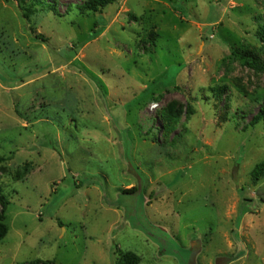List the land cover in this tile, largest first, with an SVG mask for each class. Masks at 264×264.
<instances>
[{"label": "rangeland", "instance_id": "374dc122", "mask_svg": "<svg viewBox=\"0 0 264 264\" xmlns=\"http://www.w3.org/2000/svg\"><path fill=\"white\" fill-rule=\"evenodd\" d=\"M44 1L0 0V264H264V0Z\"/></svg>", "mask_w": 264, "mask_h": 264}, {"label": "trees", "instance_id": "16d2710c", "mask_svg": "<svg viewBox=\"0 0 264 264\" xmlns=\"http://www.w3.org/2000/svg\"><path fill=\"white\" fill-rule=\"evenodd\" d=\"M116 0H87L83 4L79 5L77 8L80 11L81 14H95L103 10L104 8L108 7L109 5L115 3ZM22 3H28L29 7H27V14L25 17H29L30 14H33L38 6L42 8H53V5H50L49 3H46L44 0H21ZM156 37V35H154ZM258 36L261 42H264V26H261L258 30ZM152 42H155V39L152 38ZM236 55H238L242 60H245V63L254 68L258 71L264 70V64L261 62L260 59L256 57V55H253L249 52H243L240 49L234 51ZM227 90V87L225 85H217L215 87L211 88V92L216 96L218 99H221L225 92ZM194 109L190 105L186 109V115L187 120L194 114ZM183 114V108L182 106L177 105L176 103H170L164 113L162 114L163 118V128L167 132L173 131L177 124L180 121V118ZM264 121V105L261 107L260 112L253 118L251 121V126H256L260 122ZM26 174H28V169L25 168L23 171L18 173V177L22 178ZM251 177L253 182L257 183L264 177V162L259 163L255 166V168L251 172ZM136 191L135 188L129 189L125 191V193H133ZM10 206V200L9 198L4 194V190L2 186L0 185V243L5 239V237L8 235L9 227L6 224V213L8 210V207ZM247 212V211H245ZM119 258L117 260L116 264H140L141 258L139 255L127 251L122 252L119 251ZM234 260V259H233ZM32 264H52L51 261H44L37 259L33 261Z\"/></svg>", "mask_w": 264, "mask_h": 264}]
</instances>
